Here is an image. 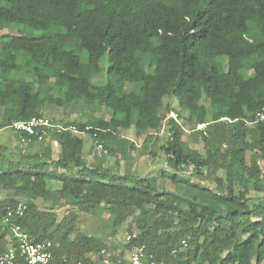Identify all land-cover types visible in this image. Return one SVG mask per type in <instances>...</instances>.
Here are the masks:
<instances>
[{
    "label": "trees",
    "instance_id": "16d2710c",
    "mask_svg": "<svg viewBox=\"0 0 264 264\" xmlns=\"http://www.w3.org/2000/svg\"><path fill=\"white\" fill-rule=\"evenodd\" d=\"M0 24L8 30L0 35V130L45 118L49 106L113 112L110 120L52 119L76 128L50 133L57 160L50 149L25 155L23 146L0 145V252L17 245L2 217L22 202L14 223L31 242H52L57 262L91 264L101 250L126 260L145 247L164 264H264V197H251L264 192V121H256L264 0H0ZM105 56L107 83L96 85ZM166 100L177 104L176 118L159 115ZM132 128L134 141L119 134ZM83 133L99 156L94 166L83 157ZM139 146L151 160L166 156L162 178L173 189L104 168V156L119 163ZM105 212L113 236L123 231L114 253L77 226L81 215Z\"/></svg>",
    "mask_w": 264,
    "mask_h": 264
},
{
    "label": "rangeland",
    "instance_id": "374dc122",
    "mask_svg": "<svg viewBox=\"0 0 264 264\" xmlns=\"http://www.w3.org/2000/svg\"><path fill=\"white\" fill-rule=\"evenodd\" d=\"M8 32V30L4 29L2 27V24H0V35L3 33ZM11 32L12 35L17 36L18 32ZM38 33L35 32V35ZM82 59L85 60L88 58V55L86 52H82L81 54ZM2 57V54L0 53V58ZM100 66L102 69V73L99 76H96L92 79V82L96 85L98 84H106L107 83V70H108V56H105L100 61ZM224 66L226 68V61L224 62ZM132 89V86L128 85L126 88V91H130ZM45 91L50 90V86H47L44 88ZM89 103H92L90 100H88ZM91 105V104H89ZM173 109H178L177 104L174 100H166L164 107L159 110V115H165L166 117H174L176 118V115L172 113L171 111ZM112 111H107L104 107L102 108L101 112L97 113H91L89 108L85 107L84 102H79L73 106H65V107H56V106H50L45 111V118H53V120L56 119L57 122H63L64 119H69L70 121H87L89 119H106L110 120L112 117ZM186 117H188L187 113H184ZM183 123V120L180 121ZM200 129H205L206 125L199 126ZM10 131L7 129L3 133H1L0 136L4 137H11ZM119 134L124 138H129L132 141L136 139V131L134 128L128 130V131H120ZM81 137L84 139V155L86 156L88 152L90 151L93 141L89 134L83 133L81 134ZM10 139L8 138V141ZM1 142V141H0ZM7 142V139L5 143ZM194 147V146H193ZM93 148V147H92ZM94 149V148H93ZM104 160L106 162V166L110 172L118 173L121 175H124L126 173H131L137 177H149V178H156L159 181V185L166 186L169 189H173L170 185V181L166 178H162L163 171H169L170 168L167 164V158L164 154H160L155 160H151L148 155L144 153L142 150V147L139 146L138 150L135 151L131 157H121L119 156V163H116V158L111 157L110 155L104 156ZM261 164L264 165V161H261ZM172 173V171H171ZM187 174H190V171L188 170ZM192 181L194 183H197L200 181L196 176L192 177ZM186 196L188 197H196L201 199L204 202H209L210 195L204 192H199L195 189H188L186 191ZM251 197L254 200H258L259 198L264 197V192H257L253 191L251 192ZM62 217V215H60ZM60 217V218H61ZM78 230L82 231L88 235L91 236H97L100 238H103V240H107L111 247L109 249L110 253L116 252L115 250V244L119 243V241H122L123 238V231H119L116 235L117 239L113 236V227L112 222L110 218L109 212H105L103 214L94 216V215H81L80 221L78 222ZM10 235H12V232H9ZM105 238V239H104ZM116 239V240H115ZM118 240V241H117ZM114 241V243H112ZM130 253H127V257H129Z\"/></svg>",
    "mask_w": 264,
    "mask_h": 264
},
{
    "label": "built area",
    "instance_id": "2783aa9c",
    "mask_svg": "<svg viewBox=\"0 0 264 264\" xmlns=\"http://www.w3.org/2000/svg\"><path fill=\"white\" fill-rule=\"evenodd\" d=\"M256 121H264V108L256 114ZM12 130L20 134L21 144L28 145L34 139L43 142L50 137V133L56 130L58 133L64 131L76 132L74 126L53 123L46 118H36L29 122H16L11 126ZM96 148L101 153H107L101 143L96 142ZM26 206L19 203L15 207H9L2 217V224L9 227L10 232L16 239V246L10 247L6 251L0 252V264H69L66 261L57 262L53 255V244L50 241L34 243L29 240V235L14 223L16 218L25 215ZM137 237V232L127 234L130 241ZM186 246V243H183ZM127 259V258H126ZM71 264H88L82 261L72 262ZM91 264H164L157 262L153 255H149L145 247L135 248L129 255L128 262L125 259H113L106 250H101L97 256L93 257Z\"/></svg>",
    "mask_w": 264,
    "mask_h": 264
},
{
    "label": "crops",
    "instance_id": "0c3cea01",
    "mask_svg": "<svg viewBox=\"0 0 264 264\" xmlns=\"http://www.w3.org/2000/svg\"><path fill=\"white\" fill-rule=\"evenodd\" d=\"M46 110H44V116H45V111ZM50 119L52 120L53 118H50ZM67 122H72V121H70L69 119L68 120L64 119L63 123H67ZM5 130H7V129L0 130V135ZM8 130L11 132L10 133L11 137H8L10 140L8 141L7 137L0 136V141H1L0 145L6 146V147H8L10 149H14V148H16L18 146L19 147L23 146L22 148H23V152H24L25 155L34 154V153H42V152L45 151V149H50L52 158L55 159V160L58 159V156H59V153H60V147H59L58 143L53 138H51V137L47 138L45 143L37 142V143L30 144V145L29 144L28 145H22V144L19 143L20 134L16 133L14 130H12L10 128ZM6 139H7V142L5 143ZM83 157L85 159V162L88 163L89 166H94L96 164V162H97V159L99 158V156L97 155V153L95 152V150L92 147H91L90 151L88 152V154L86 156L83 155ZM106 166H108V164L106 165V163H105L104 164V168L106 170H108V168ZM8 236L9 237H7V239L10 240L11 239L10 236L12 237V235L9 234ZM126 258L127 259L125 261L127 263L129 257L126 256Z\"/></svg>",
    "mask_w": 264,
    "mask_h": 264
}]
</instances>
